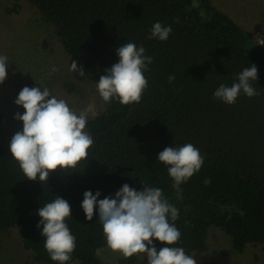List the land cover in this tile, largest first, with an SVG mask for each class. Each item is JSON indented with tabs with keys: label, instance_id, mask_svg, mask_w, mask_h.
Returning a JSON list of instances; mask_svg holds the SVG:
<instances>
[{
	"label": "trees",
	"instance_id": "1",
	"mask_svg": "<svg viewBox=\"0 0 264 264\" xmlns=\"http://www.w3.org/2000/svg\"><path fill=\"white\" fill-rule=\"evenodd\" d=\"M3 1L34 6L56 28L65 53L81 58L99 78L119 61L116 49L122 43L143 46L153 63L144 73L148 86L138 103L113 99L87 121L94 143L74 172L58 169L42 184L27 179L3 144L0 127V232L17 229L36 264H59L37 227L40 207L59 195L70 204L66 223L76 238L66 264H103L97 253L107 244L98 208L88 221L83 194L100 191L99 199L115 198L127 183L138 191L143 185L162 189L179 212L174 223L181 237L173 246L187 255L207 251L212 227L229 236L237 254L264 245V47L251 32L213 0ZM18 11L15 6L9 13ZM156 22L171 26L166 41L149 38ZM252 64L258 68V80L251 82L258 95L241 92L234 104L214 99L219 85L231 86ZM169 76L175 79L169 82ZM65 87L71 95L79 93L72 83ZM187 143L199 149L204 163L181 184L179 199L158 154ZM154 244L158 250L168 246Z\"/></svg>",
	"mask_w": 264,
	"mask_h": 264
},
{
	"label": "clouds",
	"instance_id": "2",
	"mask_svg": "<svg viewBox=\"0 0 264 264\" xmlns=\"http://www.w3.org/2000/svg\"><path fill=\"white\" fill-rule=\"evenodd\" d=\"M171 32V26L156 22L149 38L166 41ZM116 54L119 61L105 69L106 74L95 83L99 95L105 102L116 99L124 105L138 103L148 86L144 73L153 58L145 55L143 46L137 47L133 42L122 43ZM7 61V56L0 55V84L8 76ZM70 71L79 72L88 79L76 61L71 62ZM174 79L169 76V82ZM257 80L258 68L252 64L238 74L231 86L219 85L214 99L234 104L241 92L250 98L256 96L259 93L251 82ZM14 103L22 106L25 112L15 114L14 118L23 122V130L12 136L9 150L27 179H39L41 184L48 182L52 172L58 169L65 174L74 172L72 170L88 157L94 141L85 131V111L75 112L65 100L58 99L48 87L42 86L23 87ZM158 161L168 166L177 198L182 199L181 184L200 170L204 158L199 149L187 143L181 147H166L158 154ZM100 196V191L95 195L90 190L85 191L81 207L88 221L93 220L98 208V221L103 227L107 247L113 252L122 254L124 259L136 256L140 264L145 255L147 264H197L183 247L173 246L181 237L174 223L179 212L164 197L162 189L143 185L138 191L126 183L115 193V198L99 199ZM38 215L41 220L37 227L42 228L44 247L50 258L66 264L76 247V238L66 223L71 216L70 204L56 195L53 201L40 207ZM154 240L168 246L157 251Z\"/></svg>",
	"mask_w": 264,
	"mask_h": 264
},
{
	"label": "rangeland",
	"instance_id": "3",
	"mask_svg": "<svg viewBox=\"0 0 264 264\" xmlns=\"http://www.w3.org/2000/svg\"><path fill=\"white\" fill-rule=\"evenodd\" d=\"M213 3L264 47V0H213ZM15 6H19V11L10 14L9 10ZM56 34V28L46 23L30 3L0 0V55L7 56L9 64L7 79L0 84L1 140L6 146L17 131L23 130V122L14 117L25 109L14 101L25 86L48 87L75 112L85 111L87 121L108 108L96 88L100 79L97 70L86 68L81 58L67 55ZM72 61L77 62L78 68L83 67L88 79L70 71ZM66 83L74 84L79 93L69 94ZM207 244L205 253L193 254L197 264H264V245L249 246L244 253L237 254L229 236L215 227L209 231ZM97 256L103 264H140L138 257L124 259L108 247L100 249ZM0 264H36L17 229L0 232ZM142 264H147L146 255Z\"/></svg>",
	"mask_w": 264,
	"mask_h": 264
}]
</instances>
